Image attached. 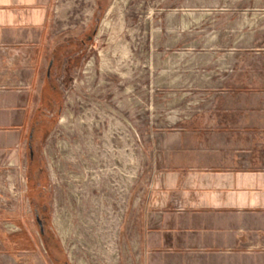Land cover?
Listing matches in <instances>:
<instances>
[{
  "label": "rangeland",
  "instance_id": "rangeland-1",
  "mask_svg": "<svg viewBox=\"0 0 264 264\" xmlns=\"http://www.w3.org/2000/svg\"><path fill=\"white\" fill-rule=\"evenodd\" d=\"M58 5L29 127L49 228L67 264H139L140 199L179 135L222 119L264 159V0ZM25 157L0 168L2 226L27 209Z\"/></svg>",
  "mask_w": 264,
  "mask_h": 264
},
{
  "label": "crops",
  "instance_id": "crops-1",
  "mask_svg": "<svg viewBox=\"0 0 264 264\" xmlns=\"http://www.w3.org/2000/svg\"><path fill=\"white\" fill-rule=\"evenodd\" d=\"M58 4L0 0V168L24 157ZM204 122L179 135L140 199L139 264H264V159L237 157L231 127ZM250 129L253 153L260 136ZM11 228L0 221V264H60V248L48 254L38 237Z\"/></svg>",
  "mask_w": 264,
  "mask_h": 264
},
{
  "label": "flooded vegetation",
  "instance_id": "flooded-vegetation-1",
  "mask_svg": "<svg viewBox=\"0 0 264 264\" xmlns=\"http://www.w3.org/2000/svg\"><path fill=\"white\" fill-rule=\"evenodd\" d=\"M35 145L33 132L29 129L25 145L26 169L24 173L26 179L24 197L26 198L27 209L25 211H15L12 214V228L10 232L15 237L18 234H26L35 238L37 235L43 245H49L50 248L59 252L58 243L49 228V212L46 205L45 167L42 158L34 154ZM34 231L36 232L35 235ZM59 263L67 264V261L63 258L59 260Z\"/></svg>",
  "mask_w": 264,
  "mask_h": 264
}]
</instances>
